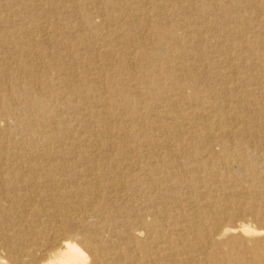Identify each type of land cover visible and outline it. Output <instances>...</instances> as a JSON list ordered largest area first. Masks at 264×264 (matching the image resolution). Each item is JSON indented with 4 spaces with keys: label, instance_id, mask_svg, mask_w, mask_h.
Listing matches in <instances>:
<instances>
[{
    "label": "bare ground",
    "instance_id": "1",
    "mask_svg": "<svg viewBox=\"0 0 264 264\" xmlns=\"http://www.w3.org/2000/svg\"><path fill=\"white\" fill-rule=\"evenodd\" d=\"M0 264H264V0H0Z\"/></svg>",
    "mask_w": 264,
    "mask_h": 264
}]
</instances>
